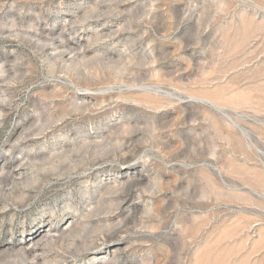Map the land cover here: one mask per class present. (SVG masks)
I'll use <instances>...</instances> for the list:
<instances>
[{
  "label": "rangeland",
  "instance_id": "1",
  "mask_svg": "<svg viewBox=\"0 0 264 264\" xmlns=\"http://www.w3.org/2000/svg\"><path fill=\"white\" fill-rule=\"evenodd\" d=\"M0 264H264V0H0Z\"/></svg>",
  "mask_w": 264,
  "mask_h": 264
},
{
  "label": "bare ground",
  "instance_id": "2",
  "mask_svg": "<svg viewBox=\"0 0 264 264\" xmlns=\"http://www.w3.org/2000/svg\"><path fill=\"white\" fill-rule=\"evenodd\" d=\"M25 167V166H24ZM22 168V167H21ZM26 168V167H25ZM24 169V168H23ZM22 172V171H21ZM22 176H24V175H22ZM127 194V193H126ZM50 235V234H49ZM41 236H43L42 234H41ZM45 236V235H44ZM53 237V236H52ZM45 240V239H44ZM52 240V239H51ZM39 243V242H38ZM48 244V243H47ZM36 245V242H34L33 243V247ZM40 246V245H39ZM45 246V245H44ZM35 253V252H34ZM33 261V260H32Z\"/></svg>",
  "mask_w": 264,
  "mask_h": 264
}]
</instances>
